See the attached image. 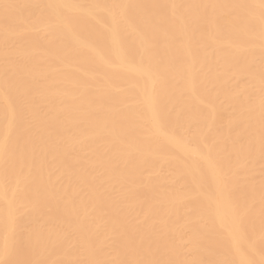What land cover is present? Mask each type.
I'll return each mask as SVG.
<instances>
[{
    "label": "bare ground",
    "instance_id": "6f19581e",
    "mask_svg": "<svg viewBox=\"0 0 264 264\" xmlns=\"http://www.w3.org/2000/svg\"><path fill=\"white\" fill-rule=\"evenodd\" d=\"M0 264H264V0H0Z\"/></svg>",
    "mask_w": 264,
    "mask_h": 264
}]
</instances>
